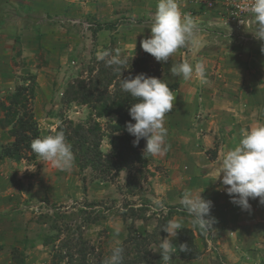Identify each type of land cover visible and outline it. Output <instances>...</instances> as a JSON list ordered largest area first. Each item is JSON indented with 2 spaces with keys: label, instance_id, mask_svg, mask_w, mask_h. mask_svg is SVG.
I'll use <instances>...</instances> for the list:
<instances>
[{
  "label": "rangeland",
  "instance_id": "rangeland-1",
  "mask_svg": "<svg viewBox=\"0 0 264 264\" xmlns=\"http://www.w3.org/2000/svg\"><path fill=\"white\" fill-rule=\"evenodd\" d=\"M57 1L54 6L50 4L45 7L43 14L30 12L28 24L37 21L40 27H44L43 32L30 33L19 32L20 19L25 20L18 12L21 9L19 6V10L13 7L18 10L15 11L9 6L4 7L5 3L0 4L4 13V23L0 27V40L3 42L0 103L18 85L34 82L32 110L42 138L53 135L56 127L63 122L86 123L92 113L90 109L77 102H66L64 92L69 85H76L80 80L87 83L91 75L94 77L95 73L91 74L90 68L98 70L99 65L94 60H98L97 54L101 51L118 52L120 58L134 59L140 56L144 52L140 41L148 38L158 3V0ZM101 3H108L109 6L102 8ZM96 12L99 17H96ZM193 14L194 11L191 16ZM105 24L112 25L113 31L97 36L94 29ZM220 25L228 27L223 22ZM248 30L245 28L241 36L247 35ZM217 31L221 33V30L208 33L210 38H227ZM108 32L109 39L106 38ZM103 41H106L105 47ZM174 85L176 87L172 88V94L176 98L173 109L179 110L184 103H189V97L177 90V84L170 86ZM92 120L100 124L106 135L115 117L97 119L92 116ZM0 130L3 131L1 137L12 142L7 129L0 127ZM2 144L0 146L9 143ZM100 149L103 153L110 151L106 138H103ZM15 163L18 165H12L13 181L6 188L0 186V264H16V258L23 259L25 264H68L66 258L61 261L53 258L61 251V255H64L66 249L62 247L66 241L71 243L73 259L78 256L75 247L83 243L87 248H93V252L87 251L90 264H105L117 241L123 247V258L126 259L133 256H128V251L135 254L133 245L141 238L147 239L144 247L149 249L152 263L155 264L160 257V238L167 236L161 231L167 217L169 220H179L181 229L187 228L185 224L190 226L187 229L193 228L191 217L183 207L170 211L165 202L154 194V177L163 170L154 165L152 158L141 178L135 168L105 179L89 168L80 171L75 163L70 170L61 171L38 156L34 161ZM27 166L30 167L28 171ZM24 171L28 177L22 181ZM157 201L163 203V208H157ZM153 208H157V211H153ZM169 211L171 214L168 216ZM183 215L189 216L190 222H186ZM117 228L120 229L118 235ZM195 231V246L200 256L188 261L180 258V251L174 252L171 264H228L219 254V246L216 240H212L211 231L207 234ZM48 235H52L53 239L47 245L43 244ZM175 239L178 241L177 236ZM160 260V264H163Z\"/></svg>",
  "mask_w": 264,
  "mask_h": 264
},
{
  "label": "crops",
  "instance_id": "crops-1",
  "mask_svg": "<svg viewBox=\"0 0 264 264\" xmlns=\"http://www.w3.org/2000/svg\"><path fill=\"white\" fill-rule=\"evenodd\" d=\"M6 1L4 7L21 8L19 11L14 9L25 17V20L20 19L18 26L21 33L43 32L44 27H40L37 21L28 24L31 20L30 12L43 14L45 7L50 4L54 6L55 2ZM200 1L204 0H178L183 13L192 15L195 12L191 17L197 26L199 42L195 46L179 49L168 62L161 63L159 79L168 86L177 84V90L189 97V103H184L179 110L172 109L165 117L166 143L170 149L163 156H151L154 165L163 170L154 177L156 179L152 190L170 209L184 208L181 200L185 192H190L193 197L201 194L202 199L212 204L209 217L205 219L213 218L215 221L210 231L212 240H216L219 246V254L224 256L228 264H264V205L259 204L258 198L250 199V210H241L230 202L231 198L224 190L227 186H222L220 180H216L220 162L226 152L238 144L246 130L264 124V53L261 52L264 42L253 36L254 18L248 34L241 36V33L232 29L220 27L225 17L221 4L216 3L213 9L208 10L197 4ZM101 6L104 8L109 5L101 3ZM102 18L106 19L105 16ZM214 30H221V33H217L227 38H210L208 33ZM104 33L106 30L96 34L99 36ZM108 34L106 38L109 39ZM105 44L106 41H103V47ZM2 45L0 40V55ZM184 61L193 66L202 63L207 83H202L195 74L189 80L173 76L170 68ZM1 133L2 130L0 145L10 143L11 139L6 141ZM12 165L18 164L9 159L0 161V186L4 188L13 181ZM25 168L28 171L30 167ZM21 177L24 181L23 178L27 179L28 174L24 171ZM188 217L183 215L186 222H190ZM172 243L177 247L174 252H179L178 241L174 238Z\"/></svg>",
  "mask_w": 264,
  "mask_h": 264
},
{
  "label": "clouds",
  "instance_id": "clouds-1",
  "mask_svg": "<svg viewBox=\"0 0 264 264\" xmlns=\"http://www.w3.org/2000/svg\"><path fill=\"white\" fill-rule=\"evenodd\" d=\"M249 11L255 19L253 36L264 42V0H252ZM149 30L150 36L140 41V47L157 62L166 63L179 49L195 46L199 42L195 21L190 14L181 11L177 0H158ZM261 52L264 53V47H261ZM97 59L105 61L106 66L113 68L120 76L126 64L127 70L130 68V64L120 58L118 52L113 54L107 50L101 51L97 54ZM170 72L183 80H189L195 74L202 83H207L202 63L193 66L184 61L173 65ZM120 87L137 101L128 109L129 116L135 123H126L125 126L126 131L134 137L133 146H137L143 139L146 142L143 155H165L170 145L166 143L167 129L164 122L166 115L174 108L176 98L172 90L163 80L146 77L144 74L121 79ZM30 149L41 160L61 171L70 170L74 166L72 145L67 141L63 130L34 139ZM218 179L222 186H227L224 190L231 198L230 202L241 210H250V199L258 198L259 204L264 205V124L246 130L238 144L226 152L218 168L216 180ZM181 203L191 217L193 228H198L205 234L213 230L214 219H205L209 217L211 201L202 199L201 194L193 197L190 192H185ZM157 208H163V203L157 201ZM157 208H153V211H157ZM181 228L179 220H169L161 229L167 234L166 238H160L158 248L163 264H171V257L175 255L174 248L177 249L172 240ZM116 232L118 235L120 229L117 228ZM178 250L187 252L188 245L180 244ZM123 252V247L117 241L105 264H123Z\"/></svg>",
  "mask_w": 264,
  "mask_h": 264
},
{
  "label": "trees",
  "instance_id": "trees-1",
  "mask_svg": "<svg viewBox=\"0 0 264 264\" xmlns=\"http://www.w3.org/2000/svg\"><path fill=\"white\" fill-rule=\"evenodd\" d=\"M6 0H0V4H4ZM3 8V6H2ZM3 10V9H2ZM4 13L0 7V27L4 23ZM106 30L113 31L110 24L98 25L94 32ZM130 64L127 70V64L122 70L121 76L114 72L113 68L107 67L105 61H97L98 70L90 68L91 75L88 82L80 80L76 85H69L64 92V100L66 102H77L79 105L86 106L92 112L84 124H73L72 121L61 123L56 127L53 134L63 130L67 141L72 145V150L75 156V165L82 171L89 168L97 173L101 178L116 177L121 171L135 168L140 178L144 176V170L150 162L151 156L143 155L145 141L141 139L137 146H133L134 137L126 131V123H135L129 116L128 109L136 103V99L130 94L122 91L120 87L121 79L134 78L138 74H144L146 77L160 78V68L162 62L153 61V57L143 52L140 56L134 59L122 58ZM26 80H30L27 78ZM33 80V79H32ZM171 90L174 86H168ZM35 95V83L30 81V85H18L12 93L4 97L0 103V110L3 117L0 119V127L6 128L8 136L12 138V142L0 146V161L4 159L19 162L22 160L34 161L36 155L31 151L30 144L36 138H42L38 129L33 110L32 102ZM95 118L115 117L114 123L108 126V133L102 132L100 124L92 120ZM103 138L107 139L110 151L103 153L100 149V144ZM172 209H170L171 211ZM169 211L168 216L171 214ZM169 221L167 217L165 223ZM193 227V226H192ZM195 232L198 228L179 230L177 234L180 244H187L188 251L180 252L179 256L182 260H195L200 256V252L195 246ZM153 236V235H152ZM81 238V237H80ZM53 239L52 235L45 237L43 244H46ZM81 239H79L80 241ZM147 239L141 238L140 241H135L132 251H128V256H133L126 259L123 258V264H153L149 249L145 248ZM154 243V242H153ZM69 241L64 243L66 251L64 255L62 251L53 255V258H58V261L67 259L68 264H90L87 258V251L93 252V248H87L83 243L78 244L76 248V259ZM13 251V250H12ZM12 253V257H13ZM16 258V257H14ZM160 257L155 264H160ZM16 264H25L23 259L16 258ZM55 264V263H54ZM102 264V263H98Z\"/></svg>",
  "mask_w": 264,
  "mask_h": 264
},
{
  "label": "built area",
  "instance_id": "built-area-1",
  "mask_svg": "<svg viewBox=\"0 0 264 264\" xmlns=\"http://www.w3.org/2000/svg\"><path fill=\"white\" fill-rule=\"evenodd\" d=\"M199 3L208 10L214 8L216 3L221 4L225 12V25L240 33L250 28L254 18L249 11L252 0H204Z\"/></svg>",
  "mask_w": 264,
  "mask_h": 264
}]
</instances>
